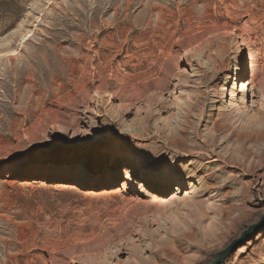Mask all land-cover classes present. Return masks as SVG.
Wrapping results in <instances>:
<instances>
[{"label":"rangeland","instance_id":"1","mask_svg":"<svg viewBox=\"0 0 264 264\" xmlns=\"http://www.w3.org/2000/svg\"><path fill=\"white\" fill-rule=\"evenodd\" d=\"M263 218L264 0H0V264H208Z\"/></svg>","mask_w":264,"mask_h":264},{"label":"bare ground","instance_id":"2","mask_svg":"<svg viewBox=\"0 0 264 264\" xmlns=\"http://www.w3.org/2000/svg\"><path fill=\"white\" fill-rule=\"evenodd\" d=\"M237 62H239V58H236V63ZM232 72H235V73H237L238 74V72H241V68L238 66V65H236L233 69H232ZM190 84H196L197 82L196 81H190L189 82ZM219 92V91H218ZM215 93V94H214ZM213 94H209V95H207L206 96V98H205V100L203 101V102H200L199 100H197V101H195L194 103H191V104H189V107H188V109H186V112L188 113V114H190V113H196V114H199V116L200 117H203V107L210 101V100H212L213 98H215V97H217L218 95H219V93H216V92H214ZM163 98V97H162ZM128 184V183H127ZM124 188L126 187V186H123ZM155 201V200H154ZM246 239V238H245ZM244 239V240H245ZM243 240V241H244ZM242 241V242H243ZM233 243H231V245H232ZM230 245V246H231ZM229 246V247H230ZM228 247V248H229Z\"/></svg>","mask_w":264,"mask_h":264},{"label":"water","instance_id":"3","mask_svg":"<svg viewBox=\"0 0 264 264\" xmlns=\"http://www.w3.org/2000/svg\"><path fill=\"white\" fill-rule=\"evenodd\" d=\"M263 224H264V218L262 219V221L259 224V226H261ZM259 226H254L253 228H251V230L255 229V228L259 227ZM251 230L248 231L247 233H245L241 238H239L236 241H234L233 244L229 248L219 252L217 257L215 259L211 260L208 264H221V263H223L225 261V259L232 254L233 249L235 247H237L238 245L242 244V241L251 232Z\"/></svg>","mask_w":264,"mask_h":264}]
</instances>
